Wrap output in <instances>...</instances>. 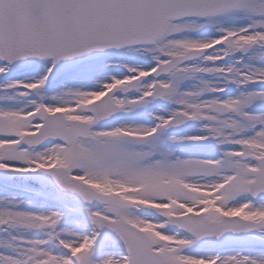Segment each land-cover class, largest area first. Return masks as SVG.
Returning <instances> with one entry per match:
<instances>
[{"label":"snow or ice","instance_id":"1","mask_svg":"<svg viewBox=\"0 0 264 264\" xmlns=\"http://www.w3.org/2000/svg\"><path fill=\"white\" fill-rule=\"evenodd\" d=\"M0 264H264V0H0Z\"/></svg>","mask_w":264,"mask_h":264}]
</instances>
